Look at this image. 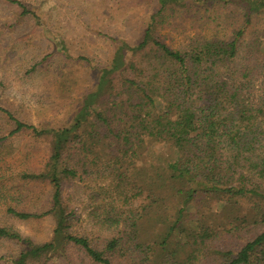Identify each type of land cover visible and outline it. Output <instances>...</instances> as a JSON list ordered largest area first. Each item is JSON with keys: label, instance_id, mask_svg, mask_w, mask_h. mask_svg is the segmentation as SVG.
<instances>
[{"label": "trees", "instance_id": "obj_1", "mask_svg": "<svg viewBox=\"0 0 264 264\" xmlns=\"http://www.w3.org/2000/svg\"><path fill=\"white\" fill-rule=\"evenodd\" d=\"M155 2L137 43L108 36L109 63L69 124L37 129L0 104V147L26 130L46 143L14 176L47 186L40 203L0 210L52 221L41 242L0 224L18 245L10 264H264V0ZM66 181L110 236L79 230Z\"/></svg>", "mask_w": 264, "mask_h": 264}, {"label": "rangeland", "instance_id": "obj_2", "mask_svg": "<svg viewBox=\"0 0 264 264\" xmlns=\"http://www.w3.org/2000/svg\"><path fill=\"white\" fill-rule=\"evenodd\" d=\"M9 1L0 0V104L37 129L58 128L72 121L112 56L115 45L108 36L137 43L156 8L155 0H19L34 13L21 16L16 3ZM53 33L59 35L65 50ZM10 124L0 117V136ZM45 150V139L29 130L7 137L0 147V172L5 175L0 202L18 200L19 207L27 209L30 198L37 196L40 203L47 186L22 184L14 173L40 166ZM81 185L66 181L62 187L79 230L97 238L110 236L113 229L107 224L104 231L92 223V201ZM0 224L13 226L35 242L47 240L52 230L48 217L20 221L6 218L1 210ZM17 246L0 240V264H10L9 255Z\"/></svg>", "mask_w": 264, "mask_h": 264}]
</instances>
